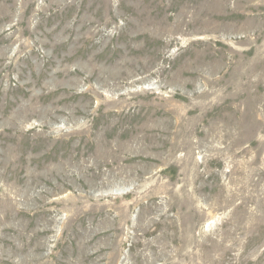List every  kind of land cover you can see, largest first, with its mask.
<instances>
[{
  "label": "rangeland",
  "instance_id": "rangeland-1",
  "mask_svg": "<svg viewBox=\"0 0 264 264\" xmlns=\"http://www.w3.org/2000/svg\"><path fill=\"white\" fill-rule=\"evenodd\" d=\"M0 264H264V0H0Z\"/></svg>",
  "mask_w": 264,
  "mask_h": 264
},
{
  "label": "bare ground",
  "instance_id": "bare-ground-1",
  "mask_svg": "<svg viewBox=\"0 0 264 264\" xmlns=\"http://www.w3.org/2000/svg\"><path fill=\"white\" fill-rule=\"evenodd\" d=\"M166 209V208H165ZM186 260H188V259H186ZM185 262V261H184Z\"/></svg>",
  "mask_w": 264,
  "mask_h": 264
}]
</instances>
